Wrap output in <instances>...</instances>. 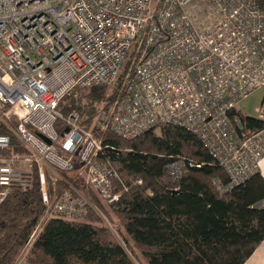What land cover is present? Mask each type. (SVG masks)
<instances>
[{
  "label": "built area",
  "instance_id": "2783aa9c",
  "mask_svg": "<svg viewBox=\"0 0 264 264\" xmlns=\"http://www.w3.org/2000/svg\"><path fill=\"white\" fill-rule=\"evenodd\" d=\"M199 1L0 0V204L36 177L45 210L27 246L48 218L81 220L92 205L70 189L51 199L45 166L78 169L106 206L127 189L98 157L102 141L80 112L61 109L65 96L86 88L118 85L117 97L90 117L98 130L132 138L179 125L202 142L231 184L257 170L264 126L246 127L240 117L248 114L237 106L263 88L254 116L264 119V8L258 0H206L204 11L196 9ZM186 163L184 156L171 160L168 175L178 179ZM99 214L128 250L116 225ZM12 264L33 263L20 253Z\"/></svg>",
  "mask_w": 264,
  "mask_h": 264
},
{
  "label": "trees",
  "instance_id": "16d2710c",
  "mask_svg": "<svg viewBox=\"0 0 264 264\" xmlns=\"http://www.w3.org/2000/svg\"><path fill=\"white\" fill-rule=\"evenodd\" d=\"M258 3L264 8V0ZM105 87H91L85 102L78 96L63 100L89 125L97 103L105 99ZM240 118L248 128L264 126V119ZM157 128L158 132L150 128L124 138L91 127L104 147L98 157L118 171L127 189L110 206L92 192V205L84 219L48 218L26 254L29 262L136 264L137 250L144 258L140 264H242L247 259L264 239L260 171L231 184L228 173L192 132L175 124ZM179 156L187 163L180 177L172 179L166 165ZM64 174L68 176L67 181H60L64 189L78 187L82 181L70 178L69 172ZM137 178L140 184L133 182ZM119 181L115 184L121 188ZM44 210L36 177L29 188L8 194L0 204V264L14 262ZM99 211L116 225L128 250L104 224Z\"/></svg>",
  "mask_w": 264,
  "mask_h": 264
},
{
  "label": "rangeland",
  "instance_id": "374dc122",
  "mask_svg": "<svg viewBox=\"0 0 264 264\" xmlns=\"http://www.w3.org/2000/svg\"><path fill=\"white\" fill-rule=\"evenodd\" d=\"M201 4L196 6V9H202L204 10L205 7H209V3L206 0H200L199 1ZM205 11V10H204ZM200 17H203L205 15V12L199 10L198 12ZM200 20V18L198 19ZM118 85H114V86H110V87H105L104 88V93H105V99H102L101 101H99L97 103V109L99 108V106L103 105L104 102L106 100H113L117 97V93H118V89H117ZM90 88H86L80 91L79 96L76 99H82L81 102H85V95L89 92ZM262 94H263V88H257L255 90H253L252 92L249 93V95L244 98L239 104H238V111L239 113H244V114H248V115H252L254 116L256 114V107L260 104L261 98H262ZM70 107L68 108V110H64L63 107L64 106ZM61 109L64 112L70 111L72 109H76V108H71L70 103L66 100H63L61 102ZM96 113V112H95ZM241 113V114H242ZM8 123L13 125L14 124V119L11 118L10 120H8ZM90 128L93 126L91 123H89L88 125ZM155 131H159L158 128H155ZM13 147H15V149L17 150H23L22 146L20 145V143L18 142V140L16 139V137L13 136V142H12ZM45 172L47 175V191L49 193V195L51 196V199H54V197L58 196L59 194H61L64 190L66 189H70L82 194H86L87 197L92 196V192H94L92 190V188H90L89 186L86 185V183L84 182L83 176L80 173V171L78 169H74L73 171L69 172L70 174V178L73 179H79L81 178L82 181L78 182V187L75 188H69L66 187L65 189L62 188L60 185V181H67L68 180V176H66L64 174V172L62 171H57L51 167L45 166ZM32 176H35V168L32 169ZM84 190H88L89 192L85 193ZM30 246H27L26 244L24 245V247L19 251V253L17 254V256L20 253H25L27 254L28 250H29ZM137 256L133 257L134 261L136 264H140V260H144L142 254L137 250L136 251ZM16 256V257H17Z\"/></svg>",
  "mask_w": 264,
  "mask_h": 264
},
{
  "label": "crops",
  "instance_id": "0c3cea01",
  "mask_svg": "<svg viewBox=\"0 0 264 264\" xmlns=\"http://www.w3.org/2000/svg\"><path fill=\"white\" fill-rule=\"evenodd\" d=\"M257 170H259L264 177V155L259 161ZM242 264H264V239L256 246Z\"/></svg>",
  "mask_w": 264,
  "mask_h": 264
}]
</instances>
